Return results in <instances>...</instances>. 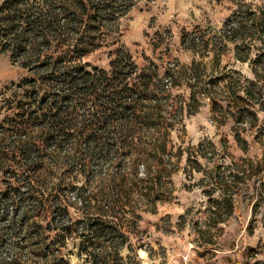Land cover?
<instances>
[{"label":"trees","instance_id":"16d2710c","mask_svg":"<svg viewBox=\"0 0 264 264\" xmlns=\"http://www.w3.org/2000/svg\"><path fill=\"white\" fill-rule=\"evenodd\" d=\"M140 1L2 0L0 53L31 71L44 66L42 78L53 87L45 89L38 108L17 97L1 100L0 109L13 102L16 112L10 117L0 112V177L5 185L0 188V264H70L71 252L79 264H142L138 249L145 241L136 233L138 219L142 211L155 213L167 196L164 157L169 145L164 134L141 131L163 128L162 113L169 105L163 102L168 90L161 83L171 82L174 72L169 68L162 76L153 64L139 67L120 44V21ZM71 32L76 34L72 43L54 57ZM226 38L236 46L238 59L256 56L250 81H224L229 93L224 100L238 109L231 117L252 126L258 120L256 106L264 110L258 65L264 56V11L243 10ZM107 40L108 46H117L110 50L108 69L63 65ZM198 64L184 65L186 74ZM212 82L192 93L207 95L217 105ZM80 107L86 110L78 113ZM236 139L242 140L239 135ZM226 167L230 165L218 164L207 176L225 193L240 180L221 172ZM213 202L231 214L232 199ZM73 209L80 217L73 216ZM223 221L214 217L217 224ZM198 234L201 241L212 242Z\"/></svg>","mask_w":264,"mask_h":264},{"label":"rangeland","instance_id":"374dc122","mask_svg":"<svg viewBox=\"0 0 264 264\" xmlns=\"http://www.w3.org/2000/svg\"><path fill=\"white\" fill-rule=\"evenodd\" d=\"M248 7L264 11V0H141L120 21V44L130 50L139 67L153 64L162 76L169 68L174 72L168 78L171 82L161 83L168 90L163 102L169 105L162 113L163 128L141 131L155 137L164 134L169 145L164 157L167 196L155 213L142 211L138 219L136 233L145 241L138 249L142 264L264 263V110L256 106L258 120L254 125L238 123L231 117L238 113L237 107L224 100L229 94L225 80L244 82L254 77L251 63L255 54L245 56L240 50L247 59H238L236 46L226 38L231 25L237 24ZM79 30L85 33L84 28ZM74 35L69 34L70 40L53 53L54 57L68 48ZM107 44L108 40L80 59L68 58L63 65L108 69L110 50L117 46ZM194 60L200 64L194 66L192 74H186L184 65ZM258 65L264 78V56ZM43 67L31 71L12 64L7 54L0 53V105L5 95L9 101L17 97L16 101L38 108L45 89L53 87L42 78ZM208 81H213L210 84L214 85L217 105L207 95L192 93L209 86ZM39 88L43 92L37 95ZM0 112L1 117H10L16 112V103L9 102ZM218 164L230 165L221 172L240 179L227 193L207 178ZM1 181L0 177V188L5 186ZM226 198L233 200L231 214L228 207L213 206V201L224 202ZM71 212L80 217L75 209ZM216 216L224 221L215 223ZM130 219L127 214L126 221L132 223ZM199 232L202 239L213 243L201 241ZM127 253L124 248L122 255ZM69 257L70 264L81 262L75 252Z\"/></svg>","mask_w":264,"mask_h":264},{"label":"crops","instance_id":"0c3cea01","mask_svg":"<svg viewBox=\"0 0 264 264\" xmlns=\"http://www.w3.org/2000/svg\"><path fill=\"white\" fill-rule=\"evenodd\" d=\"M234 264H241V263H237V262H236V263H234ZM257 264H264V263H257Z\"/></svg>","mask_w":264,"mask_h":264},{"label":"bare ground","instance_id":"6f19581e","mask_svg":"<svg viewBox=\"0 0 264 264\" xmlns=\"http://www.w3.org/2000/svg\"><path fill=\"white\" fill-rule=\"evenodd\" d=\"M141 253H144V251H142Z\"/></svg>","mask_w":264,"mask_h":264}]
</instances>
